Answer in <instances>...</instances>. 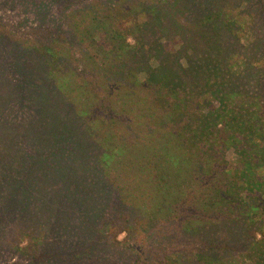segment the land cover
Segmentation results:
<instances>
[{
    "label": "trees",
    "instance_id": "obj_1",
    "mask_svg": "<svg viewBox=\"0 0 264 264\" xmlns=\"http://www.w3.org/2000/svg\"><path fill=\"white\" fill-rule=\"evenodd\" d=\"M122 1L115 0L114 8L104 10L97 24L90 21L92 11L87 10L91 11L87 21L71 25L74 32L78 31V38L93 50L89 54L83 52L89 62H85L82 72L65 70L63 58L59 63L62 66L56 69L61 58L60 48L66 44L62 37H43L42 41L27 37L31 41L28 47L44 59L50 68L48 74L55 72L57 88L75 106L73 113L83 122L79 132L91 143H81L83 158L94 164L98 162L107 185L113 188L111 209L115 213L110 214L111 200H108L101 212L105 213L100 223L102 227L97 228L104 243H96L91 238L88 241L78 237L72 239L67 233L52 230L47 231L50 236L46 242L44 237L35 241L37 229L42 233L49 225V218L43 211L64 205L68 210L70 207L77 209L74 203L80 194L72 182L75 179L78 182L82 173L71 178L80 161L69 159L68 172L62 165L48 162L63 156L65 148H69L67 143L75 141L72 125L64 128L53 124L49 131L45 129L33 136L32 145L28 144L34 153L32 157L20 159L14 154L19 150L22 156L27 150L25 143L11 146L4 153L8 147L3 143L4 137L0 138V185L6 189L0 194V264H124V260L132 264V260L141 258L172 264L170 254L156 252L151 258L144 252L145 239L156 240L155 225L166 226L167 222L175 220L186 233L213 223L211 219L243 224L240 226L244 229L243 250L247 258L240 264H264V77L260 86L242 88L233 78L241 74L240 69L233 71L228 78L231 81L211 79V83L206 84L210 90L207 89L205 97L196 96L192 89L175 84V80L182 78L179 74L174 76L156 53L147 59L154 58L157 63L149 65L151 69L142 68L143 75L138 77L134 68L139 67L138 61L146 55L145 44L141 45L134 30L153 15L141 5L145 0H130L126 1L130 7L129 18L124 19L129 26L123 23L108 25L106 16L113 9L121 8ZM48 2L0 0V8L3 5L0 19L5 16L8 21L15 19L20 25L35 28L28 24L24 14L33 13L30 22L44 23L46 19L42 14L50 6ZM209 5L222 11L229 7L221 5L219 0H211L210 4L205 0V9H210ZM216 13L220 19L221 11ZM211 15L205 14L201 20L207 21ZM180 16L168 11L165 18L179 24ZM15 21L11 26L16 28ZM213 27L220 30L218 22ZM86 33H91L92 37H85ZM128 34H133L135 43L128 41ZM225 39L228 38L216 40L226 46ZM233 57L232 53L228 56L229 59ZM189 65L193 72L201 69L198 61ZM246 66L255 71L254 67ZM179 68L186 70L184 65ZM156 74L167 79H155ZM168 82L173 86L166 84ZM205 98H208V105L204 103ZM49 116L55 117L56 113ZM27 125L20 127L29 128ZM54 139L60 145L50 152L39 141L53 145ZM229 148L233 150V157L226 159L225 151ZM69 150H76V145ZM8 153L15 157L11 158L13 155ZM13 172L16 175L23 172L18 183H14L10 174ZM50 172L52 183L46 184L43 180ZM11 184H17L13 191L8 189ZM36 184L38 186L33 188ZM30 189L31 194L28 193ZM67 191L72 196L69 201L62 197ZM25 196H29V200L24 199ZM10 205L15 206L8 209ZM21 206L27 210L25 216L32 215L33 223L39 226L22 227L17 216L13 220L12 216L17 214L13 211ZM141 221L150 225L145 227ZM89 226L92 227L86 225ZM122 232L126 235L119 239ZM26 237L27 243L22 244ZM126 240L136 249L126 250L123 245ZM100 244L104 245L103 249L98 248ZM17 255L19 259L9 261ZM202 255L206 262L219 264L205 250ZM234 263L229 261V264Z\"/></svg>",
    "mask_w": 264,
    "mask_h": 264
},
{
    "label": "rangeland",
    "instance_id": "obj_2",
    "mask_svg": "<svg viewBox=\"0 0 264 264\" xmlns=\"http://www.w3.org/2000/svg\"><path fill=\"white\" fill-rule=\"evenodd\" d=\"M126 1L130 0L122 1L121 8L113 9L114 12L112 10V13L106 16L108 25L115 26L123 23V26H129L128 22L124 21L129 18L128 12L130 11ZM175 1L176 3H174ZM48 3L50 4L49 8L47 6L45 13L42 14L46 19L44 23L30 22L33 13L26 12L24 14L27 16L28 24L35 25V28L31 29L27 25H20L15 19L8 21L4 19L5 16L0 19V81H2L0 83V125H2L0 138L4 137L3 143L8 147L4 153L11 146L15 147V145L25 143L27 150L23 151L22 156L19 155V150L14 152L17 157L22 159V157H32L31 155L34 154L28 144L32 145L33 136L37 133L45 129L49 131V128H53V124L63 125L64 128L73 126L72 136H75V141L71 140L67 143L69 148L63 146L65 148L63 156L55 162L51 160L48 162L54 165L60 164L68 172L70 165L67 162L69 159L80 161L74 167L77 168L75 172L73 171L71 178L75 179L80 172L82 173L78 182L77 179L72 182L75 184L72 185L80 193L78 197L81 195V198L77 197L74 203L77 205V209L70 207L68 210L64 205L55 209L58 211L51 209L43 211V215L49 218V225L47 224L48 227L42 233L38 228V234L34 233V238L37 242L44 237V242H46L45 240H48L47 237L50 236L47 231L52 230L58 233H67L72 239L78 237L82 238V241H88L91 238L96 243L98 241L104 243L105 239L100 240L101 235L97 228L102 227L100 223L105 219L102 218L105 213L101 212L108 200H111L110 214L115 213L111 209L112 199H114L113 188L107 185L108 182L103 176L98 162L94 164L83 158L84 149L80 150L81 143L83 145L91 144L88 138L79 132L83 122L73 113L76 110L75 106L57 88L59 83L54 75L55 72L52 70L54 73L48 74L50 68L43 62L44 59L34 54L33 49L28 47L31 45V41L27 37L40 41L43 40V37H62L66 44L60 48L61 58L58 60L56 69L62 66L59 63L63 58L65 70L71 68L76 72H82L85 69V62L87 60L89 62L87 55H83V52L89 54V52L93 53V50L88 48L82 38H78V31L74 32L71 25L87 21L91 11L90 21H94L95 24L99 23L103 11L114 8L115 0H49ZM204 3L205 0H145L142 2L141 5L146 8L148 14L153 16L143 24H138L137 29L134 30V34L141 39V45L145 44L146 55L138 61L140 62L139 67L134 68L138 71L136 72L138 77L143 75L142 68L151 69L152 67L148 68V66L157 63L154 58L147 59L156 53L164 63L163 65L174 72V76L179 74L182 78L181 81L175 80V84L180 83L178 87L192 89L196 96L205 97L206 91L210 90L206 88V84H210L211 79L213 81L216 78L223 82L231 81L228 80L230 75L233 71L240 69L241 74L233 77L236 81L235 84L242 88L260 86V80L264 77V0H219L221 5L229 6L225 7L224 11L219 8L215 9L213 5H209L210 9H205ZM207 3L210 4L211 0H207ZM157 8L160 10L155 11ZM1 9H3L2 4L0 13ZM87 10L91 11L87 12ZM168 11L174 12L177 16L181 15L182 20L179 24L175 23L174 19L167 20L165 18ZM217 11H221L220 19H217ZM210 13H212V17H209L207 21L201 20L205 14ZM94 18L95 20H92ZM14 21L16 28L11 26ZM215 22L220 24V30L213 27ZM128 31L130 32L131 29ZM85 37H92V35L86 33ZM127 37L130 43H135L133 34H128ZM219 37L228 38L225 39V41L227 40L226 46L216 40ZM230 53L234 57L229 59ZM197 61L201 65V69L193 72V67H190L189 63L195 64ZM179 65H184L186 70L182 71ZM246 65L254 67L255 71ZM258 65L261 67L256 68ZM154 78L160 80L166 77L156 74ZM166 84L173 86L169 82ZM187 96L186 99L190 97ZM206 101L208 98L204 100V103L208 105ZM50 113H56V116H49ZM21 124H28L29 128H21ZM127 125L130 128V125ZM2 127L5 128L2 130ZM64 131L62 133L66 135ZM39 141L43 143V146H47L45 150L48 152L60 145L55 139L53 145L51 142ZM74 145H76V150H69ZM90 150L93 151V149L87 151ZM14 154L11 158L15 157ZM225 157L226 159L233 157L232 148L225 151ZM10 174L15 179L14 183L22 180L23 172L18 175L14 172ZM50 175L51 172L43 180L47 182L46 184L52 183ZM62 175L64 176V174ZM36 186L38 185H34L33 188ZM15 188H17V184H11L8 189L13 191ZM4 190L6 189H2L0 185V194ZM31 190H29V194H31ZM68 194L67 191L62 195L65 201H69V198L72 197ZM24 199L29 200V196H25ZM14 206L10 205L8 209ZM113 209H115L114 205ZM13 212L17 213L12 216L13 220L17 218V222L22 227L39 226L38 223H33L32 215L25 216L27 212L25 206L16 207ZM211 220L213 223L199 226V229L186 233L181 230L175 220L167 222L169 224L166 226L158 223L155 225L157 228L156 240L152 242L146 238L143 242L144 252L151 258L156 252L170 254L168 256L172 264H212L204 260V255H202L204 250L219 264H229L230 260L231 262L235 261L234 264L245 261L247 257L243 250L245 246L244 229L241 230L240 226L243 224ZM133 221L132 219V224ZM141 224L145 227L150 225L143 221ZM86 225H92V227H86ZM162 225L163 229L160 227ZM140 229L143 230V228ZM125 235L122 232L118 238L124 239ZM52 236L55 234L53 233ZM27 241L28 237L23 239L22 244H26ZM47 242L49 244V241ZM123 245L128 251L136 249L130 240L123 241ZM98 248L103 249L104 245L100 244ZM17 258L19 259L18 255L11 260L8 257V260L14 262ZM152 259L148 261L145 258L134 259L132 264H161L159 259ZM127 262L124 260L123 263L127 264Z\"/></svg>",
    "mask_w": 264,
    "mask_h": 264
}]
</instances>
